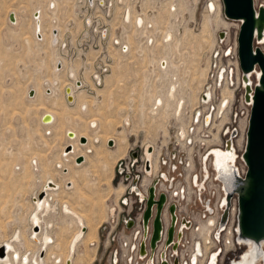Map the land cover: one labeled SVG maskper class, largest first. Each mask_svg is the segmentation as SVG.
Segmentation results:
<instances>
[{
  "label": "rangeland",
  "instance_id": "374dc122",
  "mask_svg": "<svg viewBox=\"0 0 264 264\" xmlns=\"http://www.w3.org/2000/svg\"><path fill=\"white\" fill-rule=\"evenodd\" d=\"M53 1L54 8L50 7ZM209 1L211 0H181L183 11L173 25L180 41L178 39L176 44L175 37L173 38L174 44L169 52H173L172 56H176V61H173L174 65L166 78V86L173 84L174 88H181L187 85V96L193 103L196 101V95H192V91L195 93L206 77L209 62L207 59L215 43L216 26L221 30H228L232 39H235L238 30L233 20L225 18L221 0L211 1L216 4V14H206L205 5L207 4L209 10ZM254 2L257 6L264 3V0ZM126 4H132L138 12L144 8L146 14L152 16L153 11L163 8L167 1L159 0L153 4L150 0H94V3L90 0H0V243L4 242L5 238L9 240L15 231L19 230L34 244L35 251H31L32 255L40 251L41 246L30 238L29 217L35 209L34 196L49 179L48 176H52L54 181L62 185L61 190L64 192L61 196L67 198V193V200L71 202L68 204L78 209L84 217L81 218L82 221L94 226L97 235L99 234L97 242L90 241L86 244L82 241L84 238L77 242L73 256L74 264L76 259V264H105L109 249L105 246L106 235L102 225L107 221L109 214L111 215L114 202L121 192L115 187L119 181L118 177H115V164L118 160L116 155H119L120 150H124L123 157L126 156L128 147L134 143L144 145L164 142L168 135L165 125L170 122V110L174 104L173 101L169 108L163 107L158 116L145 110V106L153 98L149 94L152 86L143 88L145 94L134 93L140 89V68L144 65L141 60L138 61L143 59L141 49H138L137 53L133 50L131 54H127L118 51L116 44L112 47L109 42L110 46H107L112 31L115 36L112 42L117 41L120 44L125 40L132 48L134 44L128 41V37H131L130 40L134 38L132 43L137 41L134 36L138 35V31H132L130 23L122 19L121 24L124 23L125 29L120 26L121 11ZM153 6L155 8H152ZM9 9L16 13V17L18 14L17 23L10 21L9 15L13 12L7 15ZM37 9L42 11L41 40L36 37L34 13ZM206 17L210 24L209 31L202 28ZM163 23L162 20L161 24ZM184 23L187 27L182 36ZM161 24L159 26H162ZM55 27L60 29L58 32L63 39L61 43L60 38L56 47L50 39ZM215 32L219 35L220 30ZM156 36L160 39V32H157ZM259 46L264 51V42ZM133 47L135 49V46ZM103 57L109 59L108 63L114 61L111 69H103ZM58 59H62L64 63V67L60 66V69L63 68L60 71L57 70ZM183 61L184 63L179 65ZM69 66L76 73L74 79L70 77ZM91 73L100 75L96 83L92 81ZM77 75L76 85L78 83L81 88H75L83 91L76 92L75 104V101L67 100L64 85L77 80ZM82 81L87 83L81 85ZM31 89L35 90L33 97L29 94ZM168 94L169 91L166 95L164 92V96L156 94L155 97L163 98ZM172 97L176 99L174 94L170 98ZM182 98L184 97L180 96L178 100L181 101ZM83 99L89 101L84 102ZM84 105L88 108L87 111L83 110ZM189 107L192 105L187 106L186 118ZM176 108L174 115L179 106ZM49 111L54 115L55 121L45 124L41 118ZM125 116L129 117L126 120L129 119L128 123L125 122ZM92 121L98 122L96 129L92 126ZM109 122H113L110 127ZM107 127L112 131H108ZM69 130L92 138L89 140L94 149L90 151L88 144H82L79 138L76 141L78 145L87 147V150L83 147L87 158L86 161L84 157V160L79 162L85 161L81 166L75 164L78 155L74 157L75 151L71 153L73 146L66 150V146L74 141L67 135ZM123 132L124 147L119 144V151L115 140L113 146L107 145L109 138L106 142L103 140L107 134L119 141V134ZM241 138L238 136L239 149L242 147ZM65 151L67 156L63 155ZM60 161L65 162L66 165L61 163L63 167H69L70 172L58 167ZM237 166H243L239 158ZM69 179L73 181L72 190L66 189ZM71 186L72 184L69 185ZM59 188L60 186L57 189ZM52 201V205L57 203ZM62 205L57 213H50L46 217L47 222H54L52 234L62 242V250L59 252L61 255L49 258L50 264H67V259L62 261L66 244L70 241L67 248L68 258L72 239L81 231L78 220L65 213ZM88 229V226L84 228L85 235ZM16 245L21 253L27 251L22 242ZM244 247L246 250L247 247ZM45 254L46 249L42 251V256ZM259 264H264V261Z\"/></svg>",
  "mask_w": 264,
  "mask_h": 264
},
{
  "label": "built area",
  "instance_id": "2783aa9c",
  "mask_svg": "<svg viewBox=\"0 0 264 264\" xmlns=\"http://www.w3.org/2000/svg\"><path fill=\"white\" fill-rule=\"evenodd\" d=\"M234 22L239 29L241 21ZM147 29L142 31L151 30L150 27ZM220 32L224 34L218 35L209 51L206 77L195 104L189 107L187 118V108H183L181 119L171 115L170 122L165 125L167 138L149 147V159L143 155V144L134 143L128 147L127 155L115 164V177H118V185H122L123 190L115 203L114 213L102 227L106 230V247L112 246L107 264H233L244 253V244L235 238V234L238 235L236 196H231L228 202L227 192L212 165L211 152L213 147L226 149L230 145L233 153L237 154V160H242L254 87L259 82L261 71L254 68L246 74L252 82L247 92L239 66L237 34L235 42L228 30ZM159 38L143 37L141 45L145 50L142 54L159 47L165 56L167 48L161 35ZM115 44L118 51L127 52L125 42ZM171 47L172 43L168 51ZM158 56L152 54L141 66L140 89L134 91L135 94H145L140 90L149 86L154 87L149 91L150 96L165 91L167 86L163 90L165 80L161 76L164 64L163 68L159 66ZM102 60L103 69L113 67V60L111 63L104 57ZM90 76L94 83L100 78L95 73ZM156 108L161 111L163 107H156L153 100L145 106L148 112ZM238 136L242 137L240 149ZM239 170L243 176L244 164ZM150 188H153L154 202L144 224ZM161 195L164 202L159 213V237L157 245L152 248L156 201ZM226 210L227 216L222 223ZM172 213L175 217L173 225ZM211 221L209 238L205 239L202 225ZM171 226L172 239L168 241ZM257 263H260L259 259Z\"/></svg>",
  "mask_w": 264,
  "mask_h": 264
},
{
  "label": "bare ground",
  "instance_id": "6f19581e",
  "mask_svg": "<svg viewBox=\"0 0 264 264\" xmlns=\"http://www.w3.org/2000/svg\"><path fill=\"white\" fill-rule=\"evenodd\" d=\"M145 1H147V0H145ZM150 1H152L153 4H156V1H159V0H150ZM165 1H167V4H163L164 7L160 8L159 10L157 9V11L154 10L153 13H152V16L146 14V9L144 10V8H142L141 11L138 12V11L134 10L132 4L131 5L130 4H126V6L122 8L123 10L121 11V20H120V26H123V28H124V23L121 24L122 19L126 20L128 23L131 24V26H130L131 28L130 29L132 31L133 30L138 31V35L134 36L137 39V41L135 40L134 43H132L134 38H132L130 40L131 37L130 36H129L130 38L128 37V41L131 44H134V45H132V48H131V46H129L127 44V41L125 42L124 38H122V40H124V42L126 43V45L128 47V50L126 52L127 54H131V52H133V50H134V53H137V50L141 49V56H143V59H138V61L141 60V62L143 64H145L146 60L149 59L150 54L151 55L154 54L155 56L159 55L157 60L158 59H160V60H158L157 63L159 62V66L161 68H163L162 65L164 64L163 65L164 68L161 70V76L164 77V80H165L164 81L165 85L163 87V90H164V88L166 87V84H167L166 83V78H168V76H169L168 75L170 73L169 71L171 70L172 65H174L173 61H176V59H175L176 56L173 57L172 56L173 52L170 53L168 51V48L170 47L171 43H172V46H173V44H174L173 38L174 37H175V40H176V44H177V40L178 39L180 41V38H178L176 36V31L173 30V25L175 23V20L176 19L178 20L179 15H181V13L183 11L181 0H177L176 3H175L174 0H165ZM211 1L216 2L217 0L216 1L215 0H211ZM211 1H209V3H210L209 4V10L210 11L208 10L207 4L205 6V11L207 12L206 14H208V13L216 14V12L214 11V10H216V4L214 2H211ZM90 2L94 3V0H90ZM184 2H187V0H184ZM102 3L103 2L101 1V4ZM261 4L264 5V3H261ZM130 6H132V7L130 8ZM185 6L187 7V5H185ZM152 8H155V7L153 6ZM219 10H220V8H219ZM11 11L12 10L9 9L8 12H7V15ZM13 15H14V20L13 19L11 20L10 18L9 19H10L11 22L17 23L16 13L13 12ZM39 15H40V19H39ZM17 17L19 18L18 14H17ZM34 18L36 19V36L39 39H42V35H41V28H42L41 11H39V12L36 11L34 13ZM226 19L227 20H233V19H228V18H226ZM162 20L164 22L163 24H161ZM159 21H160V23H158ZM208 21L209 20L206 17L205 22L202 24V28L204 27L203 29L206 30V31H209L208 28H209L210 24H209ZM233 21H236V20H233ZM159 24H161L162 26H159ZM148 27H150L151 30H149L147 34L143 33L142 29L143 28L147 29ZM182 27H183V32H182L181 35L183 36L187 25L184 23L182 25ZM217 29L221 30L219 26H216V28L214 30L215 40L218 37V33L216 34V32H215ZM59 30L60 29L58 27H55L53 29V33H52L53 36L51 35V37H50V39H52V44L55 47H56V45H58L60 43V38L62 39V37L60 35V32H58ZM55 31H57L58 34L54 33ZM222 31H224V30H222ZM157 32H160V35L162 36V41H163L165 47L167 48V53L168 54L165 53V56H164V54L162 53V51H161V49L159 47L156 48L153 51H148L147 50L148 52H144V54H142V52L145 50L143 48H140L142 46L141 45L142 38L144 37V38L151 39V38H153V36L157 35ZM112 38H114L113 31H112ZM112 38H111V34H110V40L108 41L107 46H110L109 42H111V44L113 45L112 47L116 46V45H114L115 43H118V42H112ZM62 42H63V39H62L61 43ZM262 42H264V31H263V35H262L261 39L258 40V44L260 45ZM213 45H214V43H213ZM213 45H212V47H213ZM133 46H135V49H134ZM137 56H138V54H137ZM57 58H59V57H57ZM168 58H169V62L170 63H168V67H166ZM161 61H162V65H161ZM182 63H184V61L180 62L179 65L182 64ZM208 65H209V62H208ZM60 66L64 67V63H63L62 59H58V61H57V70L58 71L63 69V68L60 69ZM68 69L70 71V77H72V79H74L76 77V73L74 72V69L72 67H70V66L68 67ZM56 73H58V72H56ZM56 79H58V77H56ZM54 80H55V77H54ZM54 80L52 79V83L54 82ZM72 81L73 82L66 83L64 85V87H69L70 88V92L69 93L73 97V99L71 101H73V102L75 101L74 103L76 104L77 103L76 92H78L79 90L83 91V89H76L75 88V87L81 88V87H78L79 86L78 83L76 85V82L78 81V75H77V80L76 81L72 80ZM84 83L86 84L87 82L86 81H82L81 85L84 84ZM244 83L246 84V86H249L250 83H252L251 82V78H247V77L244 78ZM186 86L185 87L181 86V88H180V86H177V90H176V88L173 89V93H174V95L176 97L175 100H174L173 97L170 98L172 93H170L171 95L168 94L167 97H163V98L161 96L159 98L158 97L156 98L155 95H154L152 100H153L155 106L156 107L161 106V107H164V108H166V106H167L169 108L171 103H173V101H174V104L172 105L171 110H170V111H172L171 115L175 116L178 119H181L180 116H181V113L183 111V108L186 109L187 106H189V104L190 105H194L195 102H196L195 101L193 103V102H191V100H189V98L187 96V94H189L187 90H189V89H187ZM251 86H252V84H251ZM169 87H171V85L166 87V89L164 91L165 95L167 94ZM153 88L154 87L152 86V89ZM172 88L173 87H171V89ZM200 88L199 89L196 88V90H195L196 92L195 93L192 91V95L194 94L197 97V93L200 90ZM94 89L97 90V88H94ZM31 90L33 91V95H30V96L33 97L35 95V90L34 89H31ZM141 91H143V88L141 89ZM164 92L161 93V94L159 93V94L164 96ZM65 94H66V92H65ZM180 96L184 97V98H182L181 101L178 100V97H180ZM66 97H67V94H66ZM82 101L87 102L89 100L88 99H83ZM78 102H80V99H79ZM224 105H225V102L222 103V106H224ZM177 106H179V108H178L176 114L174 115V111H175V109H177L176 108ZM86 108H87L86 105H84L83 106V110H86ZM151 112H153V113H151ZM151 112L150 113L154 114L155 116H158L161 113L157 108L151 110ZM47 114H49L51 116L50 120L48 122H43V121L42 122L45 123V124L53 123L55 121L54 115H52L50 111ZM127 118L128 117H126L125 122H126ZM95 123L96 122H92V126H96L97 124H95ZM112 123L113 122H109L108 126L109 127L112 126ZM127 123H128V121H127ZM106 126L107 125H105V127ZM109 127H107V130L108 131L109 130L112 131ZM181 130H182L181 133H183V127L181 128ZM69 131H72V130H69ZM72 132L74 133V136L71 137V138L74 141L69 143V144H71V146H73V150H72L71 153H73L75 151L74 157H76L77 155L78 156H83V160H84V157H85V161H86L87 157H86V154H85V149L82 146L78 145L76 141L78 140V138L80 140L81 135L86 138L87 143L89 141L88 138L90 140L92 138H91V136H88V138H87L86 135L76 133L75 131H72ZM166 133L168 134L167 130H166ZM119 135L121 136L120 140L118 141L116 139L118 141V151H119V147H120L119 144L123 145L122 141L123 142L125 141L124 132L120 133ZM108 138H112V136L106 134L104 136V138H103L104 142H106V140ZM75 139H77V140H75ZM110 140L113 141V145H114V139H110ZM81 143L84 144V145L87 144V143H83V142H81ZM113 145H110V146H113ZM74 147H75V150H74ZM123 147H124V145H123ZM120 149H122V148H120ZM143 152H144L143 155L147 159H149L150 157H148V155H146V153H145V148H143ZM124 153H125L124 150L123 151L120 150L119 151V155H116V156H118V158H116V157L115 158L116 159H121L123 157ZM63 155L67 156L68 153H66V151H65L63 153ZM105 156H106V154H105ZM236 157H237V154H236V152L233 153L232 147L230 145L227 146L226 149H222V148H219V147H213L212 152H211L212 165H213L214 169L216 170L217 176L221 180V182H222V184L224 186V189L227 192V195L233 189H235L236 183L238 181L237 180V176L238 175L240 176V170H239V167L237 166V158ZM83 160H81L80 162H82ZM61 162L62 161H60L58 163V167H63V164L66 165L65 162H62L63 164ZM83 163H79L75 159V164L76 165L81 166V165H83ZM63 169L65 171L67 170V172H70L69 167H63ZM48 178L49 179H47L46 182L43 184L42 189L40 191H38L37 194L35 193L36 194L34 196V201L35 202H33L35 204V209L33 210V212L31 213V215L29 217V223H30V226H31L30 238L32 240H34L38 245L41 246L40 251H37L36 253H34L32 255L31 251H35L34 244L28 239L27 235H25L23 233H20V231L17 230V231H15V233L12 235V237L9 240H8V238L7 239L5 238L4 242L0 243V246L3 249V251H2L3 255L2 256L0 255V264H50L48 262L49 258H53V257H56V256L58 257V256L61 255L59 252L62 250V242H60L58 238H55V236L51 232V230L54 228V222H52V221L47 222L46 221V217L50 213H57L58 212V209H59L58 204L60 205V203L61 204L64 203L62 205V210L65 213L75 217L78 220V222H79V224L81 226V229H80L81 231L72 239L69 257L67 258L68 253H69V250L67 248H68V245H69L70 241H69L68 245L66 244L64 252L62 254V261H65L67 259L66 261L68 262V264H72V262L74 264L73 256L75 255V252H76L77 242L81 239V238L79 239V237L83 236L86 233V232L84 233V228H86V225L81 219L83 217V215L74 206L72 207V205L70 206L68 204L70 201L68 202V200H67V199H69V195L67 193H66V196H65L67 198H64L63 196H61V193L64 192L63 190H60V189H62L61 184H59L56 181H54L53 180L54 177H52V176H48ZM50 180H52V182ZM70 184H72L71 187H69ZM59 186H60V188L57 189ZM73 186H74L73 185V181L69 179V183H67L66 189L71 190L73 188ZM43 197H44V199L42 200ZM51 201L52 202H57V203H53V205H52ZM70 204H71V202H70ZM148 218H147V220H148ZM147 220H146V222H147ZM74 221H73V223L76 224V222H74ZM143 222H144V216H143ZM146 222H144V224H146ZM154 224H155V220H154ZM211 224H212V221L210 223L208 222L207 225H206V228H204L203 225H202V228H204V232H205L204 233L205 239L209 238L208 234L211 231V226H210ZM88 228H89L88 232H87L86 236L84 237V239L82 240L86 244H87V242L89 243L90 241H95V240L98 239L97 230H95L96 228H94V226H90V225H88ZM38 229H40L39 232H38ZM61 231L63 232V228L61 229ZM154 231H155V225H154ZM169 231H170V229H169ZM236 231H239V229L237 228ZM172 233H173V231H172ZM153 234H154V232H153ZM158 237H159V234H158ZM158 237H157V239H158ZM235 238L240 243H243L247 247V249L243 253V255L240 258V260L236 261V262H233V264H258L257 263L258 259H259L260 262L262 260L264 261V240H262L260 243H257V242H255V241H253L251 239H242L237 234H235ZM21 242L26 247L27 251L25 253H21L20 251H18V249L16 247L17 246L16 244L21 243ZM151 242H152V239H151ZM45 249H46V254L43 257L42 256V251L44 252ZM76 263H77V259L75 261V264Z\"/></svg>",
  "mask_w": 264,
  "mask_h": 264
},
{
  "label": "water",
  "instance_id": "95a60500",
  "mask_svg": "<svg viewBox=\"0 0 264 264\" xmlns=\"http://www.w3.org/2000/svg\"><path fill=\"white\" fill-rule=\"evenodd\" d=\"M221 2L226 18L241 21L237 32V45L239 66L243 78H246V74L254 68L261 71L259 82L254 87L253 103L241 154L245 173L243 176H237L236 187L228 194V202L231 196H236L239 237L260 243L264 240V51L256 41L261 39L264 31V5L256 6L254 0H221ZM9 17L14 20L13 13ZM223 34V32H220L219 36H223ZM246 90L248 92L250 87L247 86ZM65 92L67 99L71 101L73 97L69 93L70 88L66 87ZM29 94L33 95V91L30 90ZM246 98L248 99V96ZM50 118L51 116L45 113L41 120L48 122ZM67 134L69 137L74 136L72 131H68ZM80 141L85 142L86 138L81 136ZM108 144L113 145V141L109 140ZM69 149H71V145L66 146V150ZM76 160L80 162L83 160V156H78ZM152 191L153 188H150L144 222L149 217L150 207L153 203ZM163 201L164 196L161 195L157 201L152 246H154L159 234V213ZM171 212H173V207H171ZM226 216L227 210L223 214L222 223L225 221ZM174 220L175 217L172 213V225ZM172 231L173 226L169 231V239L172 236ZM2 251L3 249L0 247L1 256L3 255Z\"/></svg>",
  "mask_w": 264,
  "mask_h": 264
},
{
  "label": "flooded vegetation",
  "instance_id": "af4514ba",
  "mask_svg": "<svg viewBox=\"0 0 264 264\" xmlns=\"http://www.w3.org/2000/svg\"><path fill=\"white\" fill-rule=\"evenodd\" d=\"M117 1H121V0H117ZM50 7H52V8H54L55 7V3H54V1H53V3H51L50 4ZM36 11H41V9H37ZM35 11V12H36ZM41 16H42V11H41ZM17 18V17H16ZM42 18V17H41ZM39 19H40V15H39ZM42 20V19H41ZM125 25H128V24H125ZM57 31H55V33H56ZM56 34H58V32L56 33ZM41 35H42V28H41ZM37 37V36H36ZM111 38H112V32H111ZM114 38H115V36H114ZM114 38H112V41H113V39ZM39 39V38H38ZM42 39H43V35H42ZM41 40V39H40ZM127 44L129 45V43L127 42ZM130 46V45H129ZM168 65V64H167ZM164 67V66H163ZM76 81V80H75ZM167 83V82H166ZM171 85V87L173 86V88H174V85L173 84H170ZM170 85H168V86H170ZM176 86V85H175ZM171 87H169V89H168V91L170 92V93H172V94H174L171 90H173V88L171 89ZM171 95V94H170ZM162 99V98H161ZM151 100H152V98H151ZM87 109L88 108H86V110L85 111H87ZM127 116V115H126ZM125 116V117H126ZM129 118V117H128ZM92 122H96V121H92ZM91 122V123H92ZM127 122V121H126ZM128 122H129V119H128ZM95 124H97L96 125V127L95 126H93L94 127V129H96L97 127H98V122L97 123H95ZM128 125V124H127ZM95 137H98V136H95ZM88 138V137H87ZM110 139H114L115 140V142H116V145H118V142H117V140H116V138H114V137H112V138H109L108 140H107V145H108V141L110 140ZM75 140H77V139H75ZM88 140H89V138H88ZM97 140H100V139H97ZM101 142H102V139H101ZM88 145H89V148H88V151L89 150H93L94 148L90 145V140L88 141V143H87ZM86 145V144H85ZM152 145H154V143H149V144H144V146H145V153H146V155H148V157H150L151 156V153H149V147L150 146H152ZM82 147H84V148H86V150H87V147H85V146H83L82 145ZM108 147H110V146H108ZM74 150H75V147H74ZM74 153V152H73ZM126 155V154H125ZM123 158V157H122ZM121 158V159H122ZM62 186V185H61ZM115 187H118V191H121L122 192V190H123V188H122V185H117V186H115ZM61 190V189H60ZM59 190V191H60ZM72 190V189H71ZM58 191V192H59ZM120 192V193H121ZM161 197V196H160ZM160 199V198H159ZM54 200V199H53ZM55 201V200H54ZM154 202V201H153ZM164 202V201H163ZM114 203H116V202H114ZM64 204V203H63ZM153 204V203H152ZM163 204V203H162ZM61 205V204H60ZM60 205H59V207H60ZM156 205H157V201H156ZM115 206V205H114ZM152 206V205H151ZM161 207H162V205H161ZM151 208V207H150ZM114 207H112V210H111V214H113L114 213ZM160 210H161V208H160ZM109 216H110V214H109ZM177 219V218H176ZM105 224V223H104ZM104 224L102 225V227L104 226ZM86 226H88L87 224H85ZM206 225H207V223L206 224H203V227L204 228H206ZM104 232H105V235H106V230H104ZM85 235V234H84ZM86 236V235H85ZM84 236V237H85ZM84 237H82L80 240H82ZM153 237V236H152ZM98 238H99V234H98ZM106 239H107V237H106ZM171 239H172V236H171V238L170 239H168V241H171ZM79 240V241H80ZM92 242H97V240H95V241H92ZM98 244H99V240H98V243H97V245H96V254H97V249H98ZM157 245V241L155 240V243H154V246H152L151 245V247L152 248H155V246ZM105 246H106V242H105ZM71 247V246H70ZM106 249H109V251L110 250H112V246L110 245H107V247H106ZM247 249V248H246ZM108 251V252H109ZM96 254H95V256H96ZM105 264H107V259H106V262H105Z\"/></svg>",
  "mask_w": 264,
  "mask_h": 264
}]
</instances>
